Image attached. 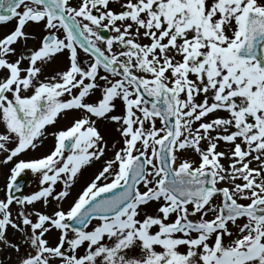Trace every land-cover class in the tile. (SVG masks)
Returning <instances> with one entry per match:
<instances>
[{
    "label": "snow or ice",
    "instance_id": "6c2138e0",
    "mask_svg": "<svg viewBox=\"0 0 264 264\" xmlns=\"http://www.w3.org/2000/svg\"><path fill=\"white\" fill-rule=\"evenodd\" d=\"M116 2L0 0V25L16 21L0 37V243L16 264H264V0ZM32 24L44 35L18 54ZM62 116L54 147L20 158ZM26 170L40 188L17 196Z\"/></svg>",
    "mask_w": 264,
    "mask_h": 264
},
{
    "label": "rangeland",
    "instance_id": "374dc122",
    "mask_svg": "<svg viewBox=\"0 0 264 264\" xmlns=\"http://www.w3.org/2000/svg\"><path fill=\"white\" fill-rule=\"evenodd\" d=\"M113 7L114 11H119V3L116 2V0H113V3L110 5ZM16 24V21L13 20L10 23L2 24L0 25V37L7 34L11 29L14 28ZM25 32L32 34L35 38H29L26 41L21 39L18 43L14 45V47L17 49V53L19 54L21 49L25 48H31L32 50L38 46L40 43L41 37L44 35V33L41 31V28L39 26H36L34 24L28 25L25 27ZM80 59L81 61H85L88 59L86 55L83 54V52H80ZM23 66L27 67V61L23 62ZM67 61L64 57H59L57 61H54L50 64L49 68L46 70V75H54L58 71H62L65 68ZM103 74V73H101ZM99 95V93H97ZM93 100L96 99V97H92ZM118 109L120 106V102L117 101ZM73 115V113H69V116ZM70 119H66L63 116L60 117L57 121V123L53 126H47V132L45 134L44 140H43V147H41L38 151H29L25 156H21L20 158H35L39 157L41 154H47L53 147H54V138L51 135V133L65 129L66 127L70 126ZM99 124V130L101 134L104 136V138L109 142V145H111L113 142H118L117 147L122 146V141L119 139V133L116 131L115 126L107 121H98ZM225 145L222 143L219 150H223ZM113 155L112 151H108L107 156L111 157ZM101 162H94L91 164V166H85L82 169L81 174L79 175V179L75 183V185L72 188L71 195L68 197L67 200H72L73 197L76 196V194L81 191V189L86 186L88 182L93 178L94 173L100 168ZM225 163H227L225 161ZM11 164L0 165V169L3 171V173L7 174L8 169L11 167ZM25 176L29 179V185L27 186V189L25 191L24 195H30L36 191L39 190V179L40 177L37 175H34L30 170H26ZM5 182V180L2 182V184ZM63 185L58 182V184L55 186L56 191L62 190ZM66 200V201H67ZM66 201L63 202V207L65 206ZM217 202H219V197L217 198ZM56 207L55 201L52 200V198H49V205L45 206L43 202H37L34 205V209L39 210L41 212L45 213H51V211ZM68 206L64 207L67 208ZM150 214L154 211L153 208L148 209ZM16 212L13 214L15 215ZM211 218V215L208 217ZM57 233L53 232L50 236L47 238L49 239L50 243L56 242ZM8 238L13 243H16V240L19 238H23L22 235L19 232H14L11 228L8 230ZM67 250V248H65ZM69 250V249H68ZM183 250V249H182ZM17 260V253L12 248L5 247L2 243H0V264H16Z\"/></svg>",
    "mask_w": 264,
    "mask_h": 264
},
{
    "label": "bare ground",
    "instance_id": "6f19581e",
    "mask_svg": "<svg viewBox=\"0 0 264 264\" xmlns=\"http://www.w3.org/2000/svg\"><path fill=\"white\" fill-rule=\"evenodd\" d=\"M69 203H70V200H67L64 207L68 206Z\"/></svg>",
    "mask_w": 264,
    "mask_h": 264
},
{
    "label": "flooded vegetation",
    "instance_id": "af4514ba",
    "mask_svg": "<svg viewBox=\"0 0 264 264\" xmlns=\"http://www.w3.org/2000/svg\"><path fill=\"white\" fill-rule=\"evenodd\" d=\"M21 241V240H20ZM19 240H17V243H19L20 242Z\"/></svg>",
    "mask_w": 264,
    "mask_h": 264
},
{
    "label": "water",
    "instance_id": "95a60500",
    "mask_svg": "<svg viewBox=\"0 0 264 264\" xmlns=\"http://www.w3.org/2000/svg\"><path fill=\"white\" fill-rule=\"evenodd\" d=\"M106 35H108L107 33H105Z\"/></svg>",
    "mask_w": 264,
    "mask_h": 264
}]
</instances>
